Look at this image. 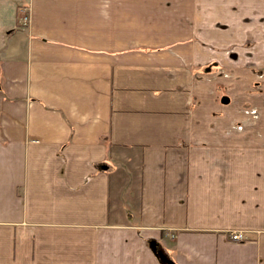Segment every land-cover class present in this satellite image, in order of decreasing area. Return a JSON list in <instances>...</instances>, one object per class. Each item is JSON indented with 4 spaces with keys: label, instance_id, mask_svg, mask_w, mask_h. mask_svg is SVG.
Here are the masks:
<instances>
[{
    "label": "crops",
    "instance_id": "1",
    "mask_svg": "<svg viewBox=\"0 0 264 264\" xmlns=\"http://www.w3.org/2000/svg\"><path fill=\"white\" fill-rule=\"evenodd\" d=\"M0 264H264V0H0Z\"/></svg>",
    "mask_w": 264,
    "mask_h": 264
},
{
    "label": "built area",
    "instance_id": "2",
    "mask_svg": "<svg viewBox=\"0 0 264 264\" xmlns=\"http://www.w3.org/2000/svg\"><path fill=\"white\" fill-rule=\"evenodd\" d=\"M23 19L25 25L29 23V16L27 14L24 15ZM230 238L234 241H244L248 239V234L244 230H232L230 231Z\"/></svg>",
    "mask_w": 264,
    "mask_h": 264
},
{
    "label": "rangeland",
    "instance_id": "3",
    "mask_svg": "<svg viewBox=\"0 0 264 264\" xmlns=\"http://www.w3.org/2000/svg\"><path fill=\"white\" fill-rule=\"evenodd\" d=\"M25 13H26V12H25ZM25 13L22 15V17H21V19H20V21H21V23H22L23 26H25V24H24V19H23L24 15L27 14V15L29 16L28 13H26V14H25ZM29 19H30V18H29ZM26 25H27V24H26Z\"/></svg>",
    "mask_w": 264,
    "mask_h": 264
}]
</instances>
